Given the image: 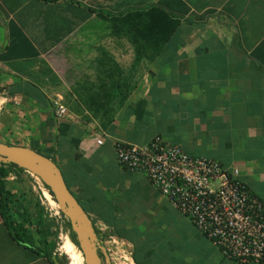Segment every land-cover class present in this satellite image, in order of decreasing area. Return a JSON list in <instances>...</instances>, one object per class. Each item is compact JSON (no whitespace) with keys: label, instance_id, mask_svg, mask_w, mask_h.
<instances>
[{"label":"crops","instance_id":"0c3cea01","mask_svg":"<svg viewBox=\"0 0 264 264\" xmlns=\"http://www.w3.org/2000/svg\"><path fill=\"white\" fill-rule=\"evenodd\" d=\"M161 15L178 27L147 46L138 24ZM1 94L15 103L0 116V143L52 161L95 231L125 242L133 264H243L119 167L113 145L160 136L237 169L264 203V0H0ZM14 193L1 179L11 212L21 210ZM15 221L36 249L15 241L0 214V264H50L36 243L43 231Z\"/></svg>","mask_w":264,"mask_h":264},{"label":"built area","instance_id":"2783aa9c","mask_svg":"<svg viewBox=\"0 0 264 264\" xmlns=\"http://www.w3.org/2000/svg\"><path fill=\"white\" fill-rule=\"evenodd\" d=\"M12 101L0 95V116ZM52 105L56 118L67 115L61 97ZM113 151L119 167L142 174L224 258L264 264V203L247 190L237 169H226L212 158L193 157L179 146L165 144L160 136L144 145L115 142ZM107 243L118 241L109 236Z\"/></svg>","mask_w":264,"mask_h":264},{"label":"water","instance_id":"95a60500","mask_svg":"<svg viewBox=\"0 0 264 264\" xmlns=\"http://www.w3.org/2000/svg\"><path fill=\"white\" fill-rule=\"evenodd\" d=\"M0 164L14 165L24 170L49 189L59 213L67 220L75 236L84 264L109 263L91 220L68 190L60 170L52 161L29 148L0 143ZM51 260L59 264L55 256Z\"/></svg>","mask_w":264,"mask_h":264},{"label":"rangeland","instance_id":"374dc122","mask_svg":"<svg viewBox=\"0 0 264 264\" xmlns=\"http://www.w3.org/2000/svg\"><path fill=\"white\" fill-rule=\"evenodd\" d=\"M56 97L60 96H55L54 99H56ZM8 177L16 188L17 195L16 193L13 194L16 207L19 208L20 206L22 210L21 216L17 215L15 217L21 221H28L31 219L32 224L35 223L38 229L40 228L43 232L47 233V242L54 244L52 254L58 258L59 264H71V261L59 250L62 239L64 237L70 239L68 228L58 209L49 204L42 185L36 182L27 173L23 172L13 171ZM51 199L53 200L52 197ZM28 213L30 219L27 215ZM97 235L99 239L101 237L100 241L106 250L109 259L108 264H133L129 247L125 242L116 238L118 244L110 245L107 241L108 237L112 235L109 233L102 235L99 232H97ZM35 239L37 240V237H35ZM36 243L38 245L40 244L41 247L43 246L41 241H36ZM75 248L77 252H80L77 246H75ZM82 264H84V262H82Z\"/></svg>","mask_w":264,"mask_h":264},{"label":"trees","instance_id":"16d2710c","mask_svg":"<svg viewBox=\"0 0 264 264\" xmlns=\"http://www.w3.org/2000/svg\"><path fill=\"white\" fill-rule=\"evenodd\" d=\"M161 16L159 19H157V22H154L153 24H146V23H144V24L139 23L138 24L139 29L137 28V30L146 33V35L148 36V37L142 38V42L144 44H146L147 46H151V45L163 46V45H165V43L168 41L171 34H173V32L178 27L177 22L168 21L163 15H161ZM114 89H117V88H114ZM84 104L87 107H89L91 110L93 109L94 106L103 105V103H99V104L98 103H84ZM13 171L26 173V172H24V170L19 169L14 165L0 164V180L7 178L8 175L10 173H12ZM29 176L31 177V175H29ZM43 188L52 197V194L50 193L49 189L47 187H45L44 185H43ZM10 204H11L10 197L9 196H3V199H1V202H0V214H1V217L3 218L5 225L9 229V232L11 233V236L13 237V239L15 241H17L21 244L28 243L29 248L36 249L32 245V242L30 243L28 240H26V239H28L27 237L21 236L22 225L15 221V216H14L15 213H17V215L21 216V213H22L21 210L19 209V211H17V212H11ZM62 218L65 222L66 227L68 228L69 237H70L72 243L78 247V244L75 240V236L71 233L67 220L63 216H62ZM95 233L97 234L96 231H95ZM63 239H62V241H63ZM41 243L43 245V248H46V250H47L46 251V257L49 260L50 264H54V262L51 260L52 256H54L52 254V251L54 249V244L47 242V233L46 232H43ZM38 250H39V248H38ZM55 258L58 262V258L56 256H55Z\"/></svg>","mask_w":264,"mask_h":264},{"label":"bare ground","instance_id":"6f19581e","mask_svg":"<svg viewBox=\"0 0 264 264\" xmlns=\"http://www.w3.org/2000/svg\"><path fill=\"white\" fill-rule=\"evenodd\" d=\"M36 182L41 184V182L31 176ZM42 185V184H41ZM43 187V185H42ZM44 194L47 197L49 204L53 206L54 208L58 209L57 204L51 199L50 195L48 192L44 189ZM59 250L61 251L62 254H64L70 261L71 264H82L83 262V257L80 254V252H77L75 249L72 248V242L68 237H64L63 241L60 244Z\"/></svg>","mask_w":264,"mask_h":264}]
</instances>
